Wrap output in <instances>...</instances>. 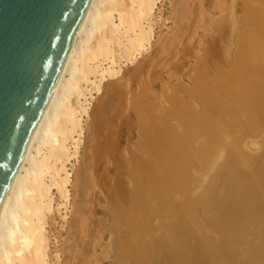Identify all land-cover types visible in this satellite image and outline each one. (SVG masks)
<instances>
[{
	"label": "bare ground",
	"instance_id": "6f19581e",
	"mask_svg": "<svg viewBox=\"0 0 264 264\" xmlns=\"http://www.w3.org/2000/svg\"><path fill=\"white\" fill-rule=\"evenodd\" d=\"M161 1H90L0 208V264L60 261L51 230L67 218L84 124L105 85L123 91L132 64L124 81L137 88L119 122L135 116L137 139L121 151L120 128L111 137V126L95 150L93 185L107 192L116 264H264V0H238L240 16L233 3L216 5L218 18L204 17L215 34L186 43L189 16L204 14V0H170L166 18ZM169 18L174 33L156 38ZM228 28L229 58L220 45ZM188 56L190 85L171 84ZM101 168L115 177L108 182ZM76 223L87 240L85 218Z\"/></svg>",
	"mask_w": 264,
	"mask_h": 264
},
{
	"label": "water",
	"instance_id": "95a60500",
	"mask_svg": "<svg viewBox=\"0 0 264 264\" xmlns=\"http://www.w3.org/2000/svg\"><path fill=\"white\" fill-rule=\"evenodd\" d=\"M91 0H0V208Z\"/></svg>",
	"mask_w": 264,
	"mask_h": 264
},
{
	"label": "rangeland",
	"instance_id": "374dc122",
	"mask_svg": "<svg viewBox=\"0 0 264 264\" xmlns=\"http://www.w3.org/2000/svg\"><path fill=\"white\" fill-rule=\"evenodd\" d=\"M216 2H217V4H216ZM204 3H205V5H204L205 11L201 17L199 14H197L198 12H196L193 15L189 14L190 15L189 19L192 18L190 21H193L192 28L194 27V29L190 31L189 36H188V34H186L185 43L189 40L188 38H190V37L198 40L199 38L203 37L206 34H209V35L215 34L213 31H211V28H210V31L208 30L209 18L204 20V17L208 16V17H211L212 19L218 18V16H216V15H218V13H220L221 9L217 8L218 6H216V5L219 4L221 6V8H227V7H230L231 4L233 3L234 8H235V13L237 14V16L241 15V10H240L241 5L238 2V0H204ZM215 6H216V8H215ZM159 9H161L163 16L166 18V17H171V12H172V10H174V6L170 3V0H162L159 4ZM214 15L216 17H214ZM199 18H201V19H199ZM195 20H197V22ZM200 20L205 21V22L201 21L202 23L200 25L199 24ZM172 22H173L172 18H169L168 20H164L163 22H161V24L158 25V27L156 28V38H158L157 35H160V34H161L160 36H163V38H164L167 36V34H169L168 36H170L172 33H174V25ZM195 23H196V25H195ZM205 23L207 26L205 25ZM198 26L200 28H198ZM202 27H204V29ZM195 28H196V30H198L197 34L195 32L196 31ZM206 29L208 31H206ZM164 32L166 33V35L164 34ZM201 35H203V36H201ZM226 35H227L226 39L224 40L225 42L221 41L220 45L221 46L223 45L222 47L225 51V53H224L225 57L229 58L231 56H228V55H232L231 52L233 51L232 49H234V43H230V42H234L233 41L234 38L232 37L233 34H232L231 30H229V28L227 29ZM229 44H231V45L233 44V45L230 46ZM156 45H158V44L155 43L153 51L156 50L155 48L158 47ZM193 49H194L193 53H195V51H198L197 53H199L200 50H199L198 43L193 45ZM153 53H155V51ZM172 54L175 57L176 52L174 51ZM155 56H156V53H155ZM174 57H172V59H174ZM193 58L194 57H192V56L187 57V60L184 62L183 67L180 68V71H179L180 73L182 71L187 72V73L189 72V67L191 65H194L193 63H195L194 62L195 60ZM136 64H138V63H136ZM189 64H190V66H189ZM132 67L135 68V64L127 65L124 67L123 75H125V76L122 79V82H120L121 87L122 86L125 87V88L122 87V88H124L123 91H116L117 89H109V88H107L108 85H107V87L105 85L104 91H103L104 93H102L101 95H99L95 98L93 105H92L91 117L84 124V137H83V143H82L81 148H80V155H79L78 161L74 162L73 176H72V182H71V186H70V193H71L70 198L71 199H70V206L68 208L67 218L65 221H63L61 218H57L55 220V222L53 223L52 230H51V233L56 237V240H57L55 243V246L60 249V253H61V259L58 262V264H70L73 262L76 264H116V261H117L116 260L117 259L116 258L117 242H116V238H115L114 233L111 231V230H113L112 229L111 212H110L109 207L107 206V201H106L107 197L105 196V194L107 195V192L103 189L104 187L102 188L101 185L100 186L97 185L98 188L96 187V185H93V181H94L93 178H95V176H94V174H95V160H96L95 159V150H96V145H98V142L102 141V139L104 141V139L106 137L105 134L107 135V133L110 131V130L108 131V129L111 126H112L111 129L112 128L114 129V133H113V130H111V137H114L115 132H116L115 130L120 128L119 138H120V150L122 149L121 151L126 152L124 150V148H126V146L128 144H131L132 142L135 141V139H137V127H135L134 125L132 126V123H135L134 121L136 120V117L131 116V119H129V121H126V122L121 121L122 119H124V117L122 118V116H124V115H122V113L125 114L126 111L128 112V110L125 109L126 108L125 102H126L127 92H129V91H130V93L135 92V90L137 88V84L135 83V85H134V82H136L137 80L134 81L132 84L129 83V86L126 85V83L128 81H130L129 80L130 77H132V74H133ZM169 71H172V73H174L176 71V69L172 66L171 70H169ZM158 72H159V70H158ZM158 72H157V74H158ZM180 73L177 74V76H179ZM181 74H182V76H180V78H179L180 80L177 78L175 80L173 79L171 81V84H175V82L181 81L185 85H190L189 78L187 76H185L183 74V72ZM128 75L130 77H128ZM127 77H128V81L125 82ZM124 79H125V81H124ZM167 79L168 78H166V76H165V80H167ZM105 91L111 92V96H110V93H109V95L105 94ZM161 92H162V89L160 87H157L156 93H158L160 95ZM119 93H122L123 95H121ZM113 95L114 96L116 95V97H119V98H115ZM112 97L115 101L113 99H111ZM124 97H125V100L123 99ZM99 99H102V101ZM119 99H120V102H119ZM122 101H124V102H122ZM158 101H159L158 103L160 105L165 103L164 101H162L161 98H158ZM102 102H105V104ZM97 103H99V104H97ZM102 104H103V107L105 109L102 108V106H101ZM164 106H165V104H164ZM100 108H101V110L103 109L102 110L103 113L101 112L102 114L100 113ZM118 108H120V109H118ZM117 109H118V111H117ZM94 110H95V112H94ZM116 112L118 114H116ZM98 114H100L101 116ZM126 114L128 115V113H126ZM103 117H105L106 119ZM102 118H103V120L105 119V122L103 121L105 124L101 122ZM119 119H121L120 122H119ZM133 119H135V120H133ZM127 122L131 123V125H129ZM101 124H104V125H101ZM119 125H120V127H119ZM103 126L106 128H104ZM98 128H100V130ZM101 128H104L105 130H103V129L101 130ZM98 130H99V136L97 134ZM126 140L128 141V143ZM257 147H258V144L252 146V148H254V150ZM91 154H93V156ZM92 157H94V159ZM91 169L93 171H91ZM103 171H104V169L101 168L100 174L105 173L107 176L104 175L106 177V178L104 177V179L105 180L108 179L107 180L108 182H110V180H112L115 177V171L114 170L113 171L111 170L110 172H108V174H107V171H104V172ZM91 173H92V176H91ZM110 175H114V177L110 176ZM94 186H95V188H94ZM99 189H101V190H99ZM103 190L105 191V193ZM75 205H76V207H75ZM82 209H83V211H82ZM79 215L82 216L83 218H85V223L86 222L89 223V224L86 223V225L90 226V229L88 227L89 236L86 237L87 240H84V235L81 232H79V231L74 232L75 226L77 224L76 218ZM85 246H88V251H86ZM64 257H65V259H64Z\"/></svg>",
	"mask_w": 264,
	"mask_h": 264
}]
</instances>
